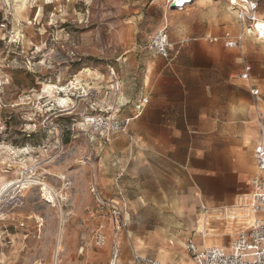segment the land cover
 Returning a JSON list of instances; mask_svg holds the SVG:
<instances>
[{"label":"rangeland","instance_id":"1","mask_svg":"<svg viewBox=\"0 0 264 264\" xmlns=\"http://www.w3.org/2000/svg\"><path fill=\"white\" fill-rule=\"evenodd\" d=\"M152 1L0 0V264H110L113 223L110 215L96 218L89 189L96 166L104 175L108 165L97 143L87 139L83 116L105 111L116 97L113 69L128 81L122 73L124 56L146 43L156 14L149 7ZM156 1L167 5L168 0ZM200 2L206 3L200 12L212 16L201 20L175 13L189 25L191 37L210 34L224 41L226 31H245L228 0ZM143 13L138 24L134 16ZM251 32L245 31L242 48L235 51L252 65L248 82L260 90L256 101L264 105V38ZM52 84L65 85L67 91L46 90ZM259 116L264 123V106L258 125ZM124 177L122 171L117 180L124 195L107 196L129 210ZM8 181L26 183L6 191ZM41 182L59 199L50 202ZM62 219V250L55 255ZM101 222L112 232L98 246Z\"/></svg>","mask_w":264,"mask_h":264},{"label":"crops","instance_id":"2","mask_svg":"<svg viewBox=\"0 0 264 264\" xmlns=\"http://www.w3.org/2000/svg\"><path fill=\"white\" fill-rule=\"evenodd\" d=\"M169 1L150 2L156 14L147 41L124 56L122 73L129 75L131 84L112 71L116 97L106 110L130 118L128 132L109 141L98 136L95 142L108 169L101 175L97 165L89 188L94 180L105 197L119 199L124 194L117 180L125 171L124 191L131 197L129 230L117 237L118 264L123 259L131 264L133 253L160 264H195L186 248L189 239L201 248L229 249L255 217L244 207L252 190L249 180L256 172L255 146L264 144V123H256L264 105L256 101L260 93H251L256 88L248 82L252 65L219 36L191 37L189 25L175 18L176 12L201 20L212 16L200 12L208 1L192 0L183 9H173ZM256 1L258 20L264 19V0ZM144 16L135 15L134 20L139 24ZM163 27L177 51L172 61L147 48L150 36ZM245 31L237 34H243L242 45ZM247 66L249 77L244 79ZM143 97H148L144 105ZM115 193L116 199L107 196ZM93 200L92 212L100 219ZM110 232L108 227L107 235Z\"/></svg>","mask_w":264,"mask_h":264},{"label":"built area","instance_id":"3","mask_svg":"<svg viewBox=\"0 0 264 264\" xmlns=\"http://www.w3.org/2000/svg\"><path fill=\"white\" fill-rule=\"evenodd\" d=\"M191 1L171 0L169 6L172 7L175 4V9H183ZM231 2L237 10L239 20L247 26L246 30H252L253 25H256L258 21V2L256 0H231ZM251 33L254 34V32ZM223 39L226 47H242L243 34L234 36L227 32ZM210 40H217V37H212ZM147 48L170 61L174 60L177 55V51H173L167 27L157 30L150 36ZM249 71L250 67L247 66L242 78L247 79ZM251 93L258 95L260 90L252 88ZM141 102L143 105L146 104L148 97H143ZM83 117V125L90 143H95L98 136H102L106 141H109L114 135L127 133L131 120L130 118L121 119L108 110L89 113ZM261 120L262 117L259 116V126L263 124ZM254 157L256 172L249 180L252 190L247 204L250 212L255 215L253 222L247 228L238 232L229 249L220 246L201 248L189 239L186 242V248L195 264H264V144L260 143L255 146ZM89 189L96 202L97 215L99 217L110 215L111 217L114 227V243L110 264H118L120 247L117 244V237L123 229L129 226L128 209L119 201L105 197L94 180L91 182ZM106 240V225L101 222L96 230L95 241L98 246H103ZM131 264L160 263L139 253H133Z\"/></svg>","mask_w":264,"mask_h":264},{"label":"bare ground","instance_id":"4","mask_svg":"<svg viewBox=\"0 0 264 264\" xmlns=\"http://www.w3.org/2000/svg\"><path fill=\"white\" fill-rule=\"evenodd\" d=\"M253 30H255V34L256 35H261L263 38H264V19H259L257 21V24L253 25ZM250 31V30H249ZM246 30V32H249ZM73 84H75V82H73ZM77 85L76 84L74 86V88L77 89ZM70 86V85H69ZM67 86L65 85H57V84H52L51 86H49L48 88H46V90H53V89H56L57 91H59L60 93H63V92H66L67 91ZM56 91V92H57ZM61 96H59L60 98ZM64 100V99H62ZM61 178H65L64 176H61ZM27 181V180H26ZM26 181H17L16 183H12V181H8L5 185V190L6 191H9L11 189H13L14 186L17 187L18 183H21L19 184V188L22 187L23 185H25ZM29 181V180H28ZM32 181V180H31ZM41 191L44 192V195L48 196L49 198V201L50 202H55L56 199H59V195L56 194L55 190L46 182H41ZM2 195H0V199H1ZM245 209H247L249 212L250 210L248 209L247 206L244 207ZM63 219L61 220V223H60V229H59V233H58V239H57V245H56V249H55V255H59L60 254V251L62 250V230H63ZM207 228V227H206ZM208 232V231H207ZM54 255V256H55Z\"/></svg>","mask_w":264,"mask_h":264},{"label":"water","instance_id":"5","mask_svg":"<svg viewBox=\"0 0 264 264\" xmlns=\"http://www.w3.org/2000/svg\"><path fill=\"white\" fill-rule=\"evenodd\" d=\"M172 8L175 9V4L172 5Z\"/></svg>","mask_w":264,"mask_h":264}]
</instances>
